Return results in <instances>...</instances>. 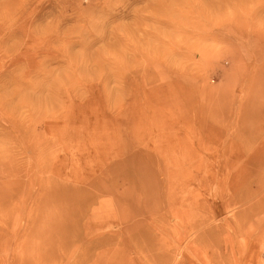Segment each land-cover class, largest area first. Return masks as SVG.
Here are the masks:
<instances>
[{
    "label": "rangeland",
    "instance_id": "rangeland-1",
    "mask_svg": "<svg viewBox=\"0 0 264 264\" xmlns=\"http://www.w3.org/2000/svg\"><path fill=\"white\" fill-rule=\"evenodd\" d=\"M262 150L264 0H0V264H264Z\"/></svg>",
    "mask_w": 264,
    "mask_h": 264
},
{
    "label": "bare ground",
    "instance_id": "bare-ground-1",
    "mask_svg": "<svg viewBox=\"0 0 264 264\" xmlns=\"http://www.w3.org/2000/svg\"><path fill=\"white\" fill-rule=\"evenodd\" d=\"M153 81V80H152ZM157 82V81H156ZM161 85H163V84H160V87H161ZM159 86V85H158ZM156 87V86H155ZM151 89V88H150ZM154 89V88H153ZM155 89H157V88H155ZM162 89V88H161ZM160 89V90H161ZM152 91V90H151ZM166 91V90H165ZM207 99V98H206ZM216 99H218V101H221L223 98L221 97L220 99L219 98H216ZM215 99V101H217ZM209 100V99H208ZM155 103V102H154ZM168 103V102H167ZM215 103H213V105H214ZM159 105H160V103H159ZM211 105V104H210ZM212 107V106H211ZM212 109L214 110V108L212 107ZM213 110H208L207 111V113L205 114V118H204V122H209L210 124H212V125H219L221 122H223L222 120H220V119H224L225 120V122H226V117H218V115L213 111ZM192 114V113H191ZM191 114H189V116L188 117H191L190 115ZM187 121V120H186ZM188 122V121H187ZM188 124H192V123H188ZM151 125H152V123H151ZM259 133H261V132H259ZM261 135H263V133L261 134ZM147 140V139H146ZM257 140H259V139H257V137H256V139L254 138V140H252V141H257ZM167 155H168V153H166ZM255 154L256 155H252V156H248V158H244V157H246V155L245 156H242L244 159L242 160V161H240V163L237 165V167H234L233 168V173L236 175V176H238V177H241L242 179H244L245 181H247L248 179H250L251 177H253L254 175H258L260 172H262L263 170H264V168H262V169H259V167L260 166H262V165H264V150H262V151H259V152H255ZM165 155V154H164ZM170 155V154H169ZM166 157V156H165ZM242 158H240V160H241ZM163 161V160H162ZM168 161V160H167ZM165 162V161H164ZM243 162H247L248 164H245L244 166H242V163ZM165 165H166V163H165ZM173 166V165H172ZM228 166V165H227ZM230 166V165H229ZM235 166V165H234ZM146 168H141L140 167V170L142 171L143 170V173H144V170H145ZM259 169V170H258ZM225 170V169H224ZM171 171V170H170ZM172 172H174V169L172 170ZM195 172H197V171H195ZM201 172V171H200ZM180 191V190H179ZM185 196V195H184ZM6 206V205H5ZM9 206V205H8ZM7 207V206H6ZM5 208V207H4ZM8 208V207H7ZM10 208V207H9ZM8 208V209H9ZM3 210V209H2ZM1 211V210H0ZM1 213V212H0ZM0 215H4V213L3 214H0ZM1 217V216H0ZM24 235V234H23Z\"/></svg>",
    "mask_w": 264,
    "mask_h": 264
}]
</instances>
